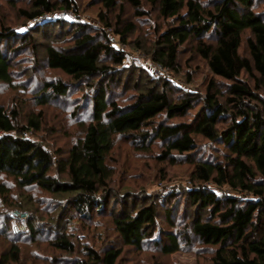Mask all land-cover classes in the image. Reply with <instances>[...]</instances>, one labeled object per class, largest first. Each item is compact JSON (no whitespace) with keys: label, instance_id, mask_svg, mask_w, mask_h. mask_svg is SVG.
Here are the masks:
<instances>
[{"label":"trees","instance_id":"16d2710c","mask_svg":"<svg viewBox=\"0 0 264 264\" xmlns=\"http://www.w3.org/2000/svg\"><path fill=\"white\" fill-rule=\"evenodd\" d=\"M30 1V9L21 11L28 22L59 8L50 0ZM104 1L107 9H113L117 2ZM130 1L139 7L138 0ZM159 6L162 18L175 19L177 23L160 35L152 60L159 66L174 68L180 46L195 38L198 52L208 62L213 75L231 82L227 104L220 102L219 90L211 80L202 100V109L191 123L159 125L154 129L156 139L166 145L163 158L171 157L173 153L191 154L197 148L194 135L209 141H222L228 150L224 163L193 161V186L186 193V200L200 213L192 220V231L204 245L214 249L209 264H264V101L239 81L243 73L251 76L256 73V84L264 92V18L253 11L254 0H219L212 10L205 9L197 0H159ZM60 8L76 12L71 0H63ZM70 28L75 35L73 49L47 48V63L51 69L62 71L76 82L123 76L122 71H115L106 64L107 58L115 66H122L125 60V55L111 45L107 35L100 40L90 35L85 25L73 24ZM133 30L134 26L130 24L119 34L124 38ZM246 31L252 34L247 41L250 59L240 55ZM5 32H0V43L16 38L32 44L27 36L20 37L8 29ZM206 37L212 45L204 42ZM11 71L10 58L0 49V81L11 83ZM91 87L95 88L91 96V122L84 136L57 165L41 144L25 138L26 132L39 130V119H30L28 128H20L19 114L0 106V176L13 178L22 189L34 187L68 196L72 215L89 219L105 213L111 204L108 183L112 173L106 162L115 137L132 136L135 138L133 143L140 142L145 146L150 137L144 127H149L152 120L162 114L170 119L185 116L196 102L194 98L186 97L174 103L165 89L151 87L136 89L138 97L123 107L103 81ZM67 93L66 84L48 82L40 93L39 103L47 104L53 97H64ZM254 101H259L262 107L253 106ZM227 113L231 123L226 130L220 131L218 126ZM54 165L60 175L67 176L66 181L51 175ZM209 184L247 192L252 198H221L209 189ZM9 194L10 189L0 179V196ZM26 202L27 205L34 203L31 198H25ZM27 205L21 203L19 207ZM110 212L125 244L140 250L153 238L158 217L155 202ZM168 214L171 211H167L166 216ZM29 225L32 233L37 234L31 221ZM154 242L166 255L180 249L179 238L174 233H162ZM54 245L61 250L74 251V245L66 235L57 236ZM8 253L2 255L1 264L11 260L18 262V245L13 243ZM121 253L120 249L111 248L102 257L87 249V261L82 264H116Z\"/></svg>","mask_w":264,"mask_h":264},{"label":"rangeland","instance_id":"374dc122","mask_svg":"<svg viewBox=\"0 0 264 264\" xmlns=\"http://www.w3.org/2000/svg\"><path fill=\"white\" fill-rule=\"evenodd\" d=\"M50 1L59 6L56 12L28 22L21 11L30 9V0H0V32L6 33L5 29H8L32 41V44L22 43L11 38L0 43V49L10 58L12 65V82L0 81V106L19 114L20 128H28L30 119H39V130L26 132L25 138L41 144L53 156L56 165L84 136L91 122V96L95 90L91 85L103 81L123 107L138 97L136 89L151 87L165 89L171 102L176 103L186 97H192L196 102L185 116L170 119L162 114L152 120L149 127H144L150 137L145 146L140 142L133 143L135 138L132 136L115 137L113 150L106 162L112 173L108 183L111 204L105 213L95 214L92 219L72 215L68 196L34 187L22 189L13 178L1 175V182L10 189V194L0 196V264L2 255L10 251L13 243L18 245L20 256L18 262L11 260L8 264H82L87 261V249L103 257L111 248L122 252L116 264H209L214 249L194 235L191 223L200 212L190 206L186 193L193 186V161L224 163L228 150L222 141H209L194 135L197 148L191 154L181 156L173 153L171 157L163 158L166 145L156 139L154 129L159 125L191 123L202 109V100L211 80L219 90L220 102L227 104L231 82L213 75L208 62L198 52V40L195 38L180 46L174 68L159 66L152 60L160 35L177 23L175 19L162 18L159 0L155 3L138 0V8L130 0H117L113 9H107L104 0H71L76 12L60 8L63 0ZM197 1L205 9L212 10L219 0ZM253 11L264 18V0H254ZM73 24L85 25L88 33L97 39L102 40L106 35L108 39L109 36L115 39V43L110 39L109 42L125 55V60L122 66L113 65L109 58L105 60L113 70L122 71V77H96L76 82L62 71L48 66V47L66 51L75 46L74 30L70 28ZM130 24L134 30L122 38L119 33ZM251 37L250 31L244 33L240 49V55L249 59L247 41ZM207 38L204 42L212 45ZM256 76V73L254 76L243 73L239 81L264 101V92L256 84ZM48 82L66 84L68 93L64 97H53L47 104H40V93ZM252 104L262 107L259 101ZM230 123L227 113L218 126L219 130H226ZM56 165L51 175L66 181L67 176L60 175ZM257 179L261 180L259 176ZM208 186L221 198H252L247 192L233 191L228 186ZM25 198H31L33 205H27ZM150 202H155L158 207L156 230L153 238L138 250L125 244L110 211L130 210ZM21 203L27 207L20 208ZM167 211L171 214L166 216ZM202 216L208 217V214L202 213ZM30 221L37 234L32 233ZM162 233L178 236L179 251L170 255L161 252L154 241ZM59 235H66L72 242L73 252L54 245Z\"/></svg>","mask_w":264,"mask_h":264},{"label":"built area","instance_id":"2783aa9c","mask_svg":"<svg viewBox=\"0 0 264 264\" xmlns=\"http://www.w3.org/2000/svg\"><path fill=\"white\" fill-rule=\"evenodd\" d=\"M109 39H110L112 42L115 41V39H114L112 36H109ZM114 43H115V42H114Z\"/></svg>","mask_w":264,"mask_h":264}]
</instances>
